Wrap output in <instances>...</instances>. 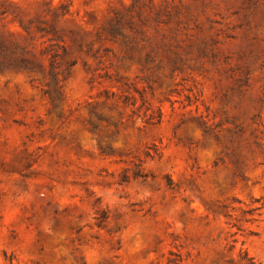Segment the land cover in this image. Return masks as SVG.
Here are the masks:
<instances>
[{"label":"rangeland","instance_id":"374dc122","mask_svg":"<svg viewBox=\"0 0 264 264\" xmlns=\"http://www.w3.org/2000/svg\"><path fill=\"white\" fill-rule=\"evenodd\" d=\"M0 264H264V0H0Z\"/></svg>","mask_w":264,"mask_h":264}]
</instances>
